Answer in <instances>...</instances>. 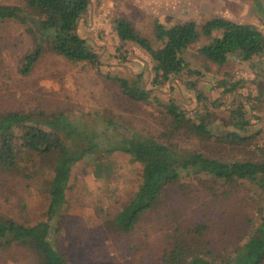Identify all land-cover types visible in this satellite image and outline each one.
<instances>
[{
    "label": "rangeland",
    "instance_id": "1",
    "mask_svg": "<svg viewBox=\"0 0 264 264\" xmlns=\"http://www.w3.org/2000/svg\"><path fill=\"white\" fill-rule=\"evenodd\" d=\"M0 5L22 8L23 0H0ZM121 15L144 37L150 35L155 21L164 26L193 23L196 30L201 31L200 27L206 22L222 18L253 27L261 34L264 45V0H91L76 30L99 55L100 67L73 63L46 53L31 73L24 76L20 68L22 59L32 49L31 36L26 27L18 23L0 25V115L22 113L38 121L41 128V115L63 114L78 129L73 139L75 144L79 143L81 149L87 147L89 139L99 144V151L71 167L66 202L52 222L50 240L68 264H169L165 259L168 253L162 247L166 239L172 240V236L166 237V228L157 219L163 207L172 211L169 221L181 231L193 228L190 222L186 227L183 221L188 222L191 207L197 208L195 197H202V192L197 177L183 176L131 235L121 238L105 229V223L135 192L140 171V165L125 154L103 153L108 141L110 149L118 136L126 137L131 133L143 136L160 131L161 124H164L161 112L170 99L182 105L189 117L195 110L202 111L206 107L215 113V121L223 122L225 126L228 113L234 108L228 110L223 104L228 106L235 96H241L238 100L245 101L246 118L253 123L252 131L264 129V48L260 55L249 61L232 56L219 67L197 53L210 40L200 36L182 54L191 66L173 77L169 84L157 85L153 83L148 54L134 43L119 42L113 22ZM219 35L213 33L211 37ZM154 45V48L159 46L158 43ZM137 75H142L139 85L151 89L149 103L131 102L121 93L119 84L111 80L116 77L131 83ZM195 82L196 89H191L188 83ZM199 93L208 96L216 106L210 107L204 101L199 104L195 99ZM246 97L253 103L257 97L254 112L250 110L251 102ZM259 117L261 119L257 122ZM44 130L48 131L47 128ZM61 139L64 145H68L69 141ZM257 147H252V153H248V149L225 150L214 156L225 161L239 160L243 156L264 160V146L258 144ZM57 159L56 153L38 155L19 150L12 169L7 171L0 167L1 217L30 226L43 220L49 203L44 184L51 180ZM181 184L193 191L188 196L192 199L190 202L188 198L182 202L177 188ZM248 186L258 196L254 204L264 206V194L256 187ZM246 194L250 195L246 189L241 190L236 197ZM207 205L211 206L210 203ZM253 207L255 205L251 210ZM219 209L221 213L215 215L216 220L211 219L205 237L217 253L223 251V246L229 249L236 244L234 238L242 232L244 219L240 214L250 213L249 207L240 212L237 207L221 206ZM193 215L197 216V212ZM252 217L254 225L257 224L259 218ZM253 230L251 227L248 233ZM225 232L228 235L223 237ZM243 242L240 241L236 248ZM0 264L39 262L28 250L13 246L0 249Z\"/></svg>",
    "mask_w": 264,
    "mask_h": 264
},
{
    "label": "trees",
    "instance_id": "2",
    "mask_svg": "<svg viewBox=\"0 0 264 264\" xmlns=\"http://www.w3.org/2000/svg\"><path fill=\"white\" fill-rule=\"evenodd\" d=\"M90 3L91 0H23L24 8L0 5V25L18 23L25 26L31 36L32 49L22 59V75L30 74L46 53L73 63L100 67L99 55L76 30L78 21L87 12ZM113 23L120 43H134L148 54L154 74L153 83L157 85L169 84L173 77L191 66L182 54L200 36L210 40L197 53L207 62L219 67L232 56L249 61L260 55L264 48L262 36L256 29L222 18L206 22L200 27L201 31L196 30L193 23L164 26L155 21L150 28V35L145 37L138 34L122 15L114 19ZM213 33L220 35L212 38ZM155 43L159 44L156 48ZM141 77L142 75H137L131 83L116 77L111 80L119 84L121 93L131 102L149 103L151 89L139 85ZM188 85L191 89H196V82ZM240 97L235 96L228 106L223 104L228 110L234 108L229 111L225 126L223 122H216L215 113L208 111L206 107L202 111L195 110L189 117L182 105L170 99L161 112L164 124H161L160 131L143 136L133 133L126 137L118 136L110 149L109 141L104 144L106 147L101 149L103 153L125 154L132 162L140 165L139 183L135 192L119 212L105 223V229L112 230L121 238L131 235L183 176L197 177L202 197H195L198 201L197 208L191 207L192 214L188 215V222L183 221L186 227L191 223L192 230L181 231L175 223L169 221L172 211L167 208L163 207V212L157 217L159 224L166 228V237L172 236V240L166 239L162 247L168 253L165 257L169 260L168 263L263 264L264 206L254 204L258 196L248 185L264 194V160L243 156L239 160L225 161L214 156L225 150L248 149V153H252V147L257 149L258 144L264 146V129L252 131L253 123L246 118L247 107L244 105L245 101L238 100ZM256 98L255 102L258 101ZM195 99L199 104L204 101L210 107L216 106L208 96L200 93ZM249 99L246 97L247 101ZM250 102V110L254 112L256 104ZM41 118L40 128L38 121L22 113L8 112L0 115V167L3 170L9 171L14 167L19 150L38 155H58L53 176L44 184L49 203L43 220L30 226L0 216V249L19 246L28 250L39 264H68L50 240L52 222L66 202L71 167L89 154L99 151V144L85 139L88 140V145L81 149L79 143L75 144L73 140L78 129L63 114L50 117L41 115ZM260 119L256 118L257 122ZM61 138L69 141L68 145H64ZM177 188L180 190L179 196L182 195V202L193 194L192 190L185 189L182 184ZM245 189L250 195L236 197L237 192L239 194ZM191 200L188 198L187 201ZM252 205L255 207L251 210ZM221 206L237 207L239 212L249 207L250 213H239L244 219L242 232L234 238L236 244L229 249L223 246V251L217 253L205 237L210 230L211 219L216 220L215 215L221 213ZM194 212H197V216L193 215ZM254 215L259 218L255 225ZM251 227L254 230L249 234ZM98 230L101 231L100 227ZM227 235L225 232L223 237ZM238 241L244 242L236 248Z\"/></svg>",
    "mask_w": 264,
    "mask_h": 264
},
{
    "label": "crops",
    "instance_id": "3",
    "mask_svg": "<svg viewBox=\"0 0 264 264\" xmlns=\"http://www.w3.org/2000/svg\"><path fill=\"white\" fill-rule=\"evenodd\" d=\"M81 20H83V19H81ZM78 31V30H77Z\"/></svg>",
    "mask_w": 264,
    "mask_h": 264
}]
</instances>
